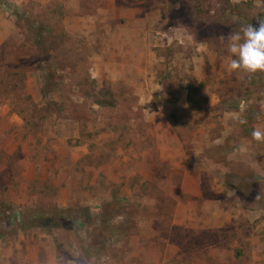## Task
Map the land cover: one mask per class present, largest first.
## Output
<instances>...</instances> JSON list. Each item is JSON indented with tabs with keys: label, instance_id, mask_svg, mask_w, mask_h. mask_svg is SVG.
<instances>
[{
	"label": "rangeland",
	"instance_id": "374dc122",
	"mask_svg": "<svg viewBox=\"0 0 264 264\" xmlns=\"http://www.w3.org/2000/svg\"><path fill=\"white\" fill-rule=\"evenodd\" d=\"M264 0H0V264H264Z\"/></svg>",
	"mask_w": 264,
	"mask_h": 264
},
{
	"label": "clouds",
	"instance_id": "9594fccd",
	"mask_svg": "<svg viewBox=\"0 0 264 264\" xmlns=\"http://www.w3.org/2000/svg\"><path fill=\"white\" fill-rule=\"evenodd\" d=\"M220 39L227 43V71L250 75L264 72V18L260 19L258 27L251 23L241 25L238 31ZM251 135L256 141H264V129L260 127L254 128Z\"/></svg>",
	"mask_w": 264,
	"mask_h": 264
}]
</instances>
